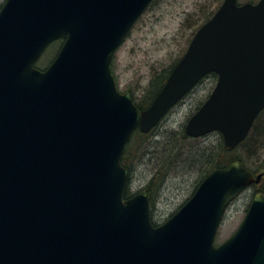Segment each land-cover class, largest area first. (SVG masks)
I'll return each instance as SVG.
<instances>
[{
  "label": "water",
  "instance_id": "95a60500",
  "mask_svg": "<svg viewBox=\"0 0 264 264\" xmlns=\"http://www.w3.org/2000/svg\"><path fill=\"white\" fill-rule=\"evenodd\" d=\"M153 0H5L0 7V264H264V194L214 245L230 202L262 177L238 161L207 174L162 224L146 192L124 199L120 165L207 74L215 85L184 132L227 151L264 110V0H222L146 109L110 64ZM61 45L43 69L35 62Z\"/></svg>",
  "mask_w": 264,
  "mask_h": 264
},
{
  "label": "rangeland",
  "instance_id": "374dc122",
  "mask_svg": "<svg viewBox=\"0 0 264 264\" xmlns=\"http://www.w3.org/2000/svg\"><path fill=\"white\" fill-rule=\"evenodd\" d=\"M4 1L0 0V7ZM221 2L222 0H153L113 56L111 71L119 91L127 92L135 100H140L153 74L165 71L176 58L179 59L182 56L197 24L203 23V19L214 12ZM238 2L244 3L245 0H238ZM60 43L57 41L50 44L35 62V66L39 69L45 68L55 55ZM215 82L216 76L209 74L204 77L150 131L152 133L148 139L150 146L146 150L150 155L135 162L129 172L126 189L130 194L143 192V187L154 174V166H157L158 160L154 159L161 154L165 146L163 140L167 134L176 133L182 126L184 128L190 115L210 94ZM219 140L217 132H213L180 143V149L184 153L180 154L175 161L186 159L187 152L192 149L216 146ZM147 144L148 142H145L142 147ZM193 159L189 158L190 163L187 166L182 162H178L179 165H177L178 163L174 161V170L163 176L153 197V204L150 205V217L156 224L163 223L173 214L191 196L198 185L202 171L199 169L200 161H192ZM252 194L251 187L228 205L217 230L216 244L224 242L237 229Z\"/></svg>",
  "mask_w": 264,
  "mask_h": 264
},
{
  "label": "trees",
  "instance_id": "16d2710c",
  "mask_svg": "<svg viewBox=\"0 0 264 264\" xmlns=\"http://www.w3.org/2000/svg\"><path fill=\"white\" fill-rule=\"evenodd\" d=\"M245 2L254 3V0H245ZM212 14L213 12L207 15L203 19V22L208 20ZM201 24L202 23L197 24V26L193 30L192 35ZM177 61L178 58H176V60L172 64H170V66H168L165 71L156 73L158 75L153 74V76L149 80L148 87L144 90V94L141 96L140 100H135V98L133 97V101L136 107H138L139 109L148 107V105L160 91L166 78L169 75L171 68ZM211 75L213 77L216 76L214 73H211ZM217 134L219 135L220 140L216 146H208L203 148L200 147L196 150L192 149L187 152L188 157L186 159H182L178 162H182L185 166H187L190 163L189 158H194L192 161H200L199 169L202 171L199 178L200 182L212 170L222 168L230 162L238 161L242 166H244L247 170H250L252 173H261L262 177L259 184L252 185V190L253 193L261 192L264 194V142L262 141L264 140V110H262L255 119L254 124L246 139L238 146H236L232 151H227L225 149L221 135L219 133ZM151 136L152 133L149 132L147 134H144L141 133L138 129H135L131 134L130 139L126 144L122 157L120 159L121 165L124 168L128 169L129 172L135 162L141 161L142 159L150 155L146 150L150 146L148 139ZM190 140L191 138L185 135L183 126L176 133L174 132L167 134L166 138L163 140V143L165 144V146H163L164 151L162 150L161 154L157 155V157L154 159L156 161L158 160L157 166L154 164V174L142 189V191H145L147 193L150 205L153 204V197L157 189L159 188V185L161 184L160 182L162 181L163 176L168 172L174 170L175 159L178 158L180 154L184 153V151L180 149V143ZM145 142H148V144L142 147ZM177 165H179V163ZM130 196H132V194H130L126 189L124 192V198H128ZM152 224L154 226L157 225L153 221Z\"/></svg>",
  "mask_w": 264,
  "mask_h": 264
}]
</instances>
